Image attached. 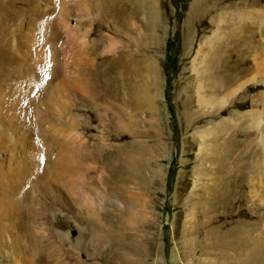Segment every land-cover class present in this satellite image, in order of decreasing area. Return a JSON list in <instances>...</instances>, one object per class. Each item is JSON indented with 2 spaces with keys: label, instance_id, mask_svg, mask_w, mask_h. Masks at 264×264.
I'll return each instance as SVG.
<instances>
[{
  "label": "rangeland",
  "instance_id": "374dc122",
  "mask_svg": "<svg viewBox=\"0 0 264 264\" xmlns=\"http://www.w3.org/2000/svg\"><path fill=\"white\" fill-rule=\"evenodd\" d=\"M234 11L264 17L0 0V264H264V160L231 161L239 127L264 155V77L227 68Z\"/></svg>",
  "mask_w": 264,
  "mask_h": 264
},
{
  "label": "bare ground",
  "instance_id": "6f19581e",
  "mask_svg": "<svg viewBox=\"0 0 264 264\" xmlns=\"http://www.w3.org/2000/svg\"><path fill=\"white\" fill-rule=\"evenodd\" d=\"M248 4H252L253 6L260 4V6L262 5L264 6V0H239L233 2L231 0V5L239 9L242 7H246ZM214 8L216 9V6H214ZM232 14H233L231 15L232 33H231V45H230L231 52L229 56V63L231 64H228L227 68H231V72L233 71L247 72L249 69L252 68L254 63H257L259 66L257 73H259L260 76L264 77V53L261 54L259 49L264 42V17L255 16L257 14L243 15L242 13H240L241 15H239V13H235V11L234 13L232 12ZM237 15L238 17L240 16L241 21L238 22V24H235V22H232V20L236 19ZM227 55L228 53L222 56L221 58L222 63H224V58H226ZM220 68H224V66L221 64ZM247 104L250 103L246 99L241 102L239 101L233 102V105L235 107H241ZM256 116L257 113H254L253 118H255ZM260 132L262 133L261 136H264V128H261ZM252 135H253V131H251L250 129L239 127L231 130V161L234 165H236L234 169L235 170L237 169L240 172H243L244 174L245 172L246 173L248 172L247 169L249 166L247 168L245 167V163H247L246 161L248 160V158L255 157V159L258 158L257 160L261 162L262 160H264V155L261 156L258 150L253 149V147L251 146L249 147L248 144H244V142L246 141L245 139H248ZM262 139L257 138L255 144L257 145L258 143L260 144ZM243 145H245V147L241 148V146ZM251 169L252 168H250V172L252 173ZM110 222L111 224L107 227H111L112 229L115 228L118 231L117 233H119L121 229H124V227H126L127 230H129V228L131 227V225L129 224L130 222L128 223V221L124 218L121 219L112 218V220L110 219ZM132 231L130 233H132ZM131 237L133 236L131 235Z\"/></svg>",
  "mask_w": 264,
  "mask_h": 264
}]
</instances>
